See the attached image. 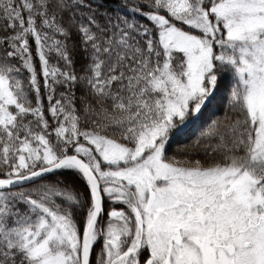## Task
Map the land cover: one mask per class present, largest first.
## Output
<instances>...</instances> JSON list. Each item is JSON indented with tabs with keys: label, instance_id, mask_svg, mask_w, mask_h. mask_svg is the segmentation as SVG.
Masks as SVG:
<instances>
[{
	"label": "snow or ice",
	"instance_id": "6c2138e0",
	"mask_svg": "<svg viewBox=\"0 0 264 264\" xmlns=\"http://www.w3.org/2000/svg\"><path fill=\"white\" fill-rule=\"evenodd\" d=\"M0 264H264V0H0Z\"/></svg>",
	"mask_w": 264,
	"mask_h": 264
}]
</instances>
